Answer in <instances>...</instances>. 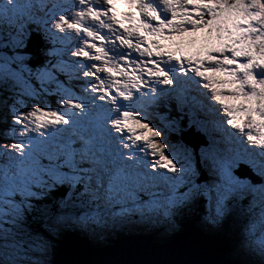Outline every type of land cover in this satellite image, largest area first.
<instances>
[{
  "label": "rangeland",
  "instance_id": "374dc122",
  "mask_svg": "<svg viewBox=\"0 0 264 264\" xmlns=\"http://www.w3.org/2000/svg\"><path fill=\"white\" fill-rule=\"evenodd\" d=\"M117 1L0 0V31L3 34L0 35V115L4 110H9L7 101L11 102L13 98L20 101L18 103L12 100L14 108H10L11 111L7 114H11L10 128L0 132L6 143L10 140L16 141V138L19 140V146L9 143L10 147H6L0 144V156H10V160L7 159L9 162H2L0 159V264H43L50 257L52 240L36 231H29L25 213L30 215L34 226L38 225L39 228H42L40 219L48 218L50 221L47 225L50 229L47 227V230L53 236H57L55 233L58 232L77 231L85 234L92 243L101 239L104 241V238H107V242L114 238L120 239L128 234L124 232L152 233L156 238H162L160 234H172L176 229L183 227L185 221H192L194 228L208 237L207 239L209 233L218 234L216 236L219 237L215 240L225 237L228 242L227 251L231 249L236 258L240 256L241 261L240 251L250 246L255 254V257L248 256L251 263L264 264V251L258 252L254 248L260 247L264 250V221L261 220L264 217V209L250 202L252 199L264 202V167L257 165L261 171L258 173L256 170V173L246 162L235 156V152H230L232 157L229 161L220 158L215 147L223 148L221 144L211 145L205 130L188 119L177 118L176 121L184 126L182 130L190 127L197 132L193 131L194 133L188 136L193 144L196 143L197 134L199 136L198 145L193 148L195 153L192 154V150L182 144L168 142V137L177 131L174 128L176 123L160 118L161 115L156 113L158 110H154L156 106L153 102L144 104L141 111H136L129 118L128 125L132 127L130 129L136 137L144 139L145 146L153 150H146V160L141 166L137 165L139 179L141 180L142 175L149 174V181L152 180L154 184L159 182L161 185L156 184L155 187L148 182V185L153 186L140 188L137 195L140 201L135 202V196L132 204L129 203L126 208L127 215L117 212L116 204L104 201L99 195L95 198L103 206L101 208L97 206L99 203L90 198L87 197L86 200L88 186L102 188L93 176L97 171L105 169L103 163H109L111 168L110 171L103 172V175H114L120 179L134 167L136 161H142L137 153L136 156L128 153L130 147L126 145L125 151L118 153L122 146L119 141L106 138L107 134L112 137L113 132L109 125L107 126L109 117L105 111L110 108L105 101L107 98L103 95L109 94L113 83L114 90L119 92V81L127 82V77L130 83L135 84L133 76L123 73L141 69L135 59L131 60L129 66L123 65L125 58L116 60L117 42L127 45L130 43L139 48L144 45L143 49L148 47L155 52L153 56L159 55L160 58L169 55L172 57L169 61L177 63V66L178 60L181 62L183 59L188 63L189 60L192 62L196 59L195 62L201 69L195 64H191V67L200 69L198 72H206L204 75L214 92V98L223 108L211 104V95L202 86L195 85L198 94L195 95L191 90L188 98L183 100L180 96L181 90L189 88V83L190 86L193 85L187 82L188 75L191 74L193 78L198 76L183 72L180 83L176 80L170 82V71L166 68L161 70L165 75V86L156 100L157 107L162 106L166 111H170L171 106L164 100L174 96L177 106L184 108L188 113H191L194 105L199 108L201 104V108H207L205 103L210 104L212 108L209 109L215 112L212 117L220 120L217 125L222 124L217 129L223 131L224 137L236 141L232 132L224 129L226 125H231L235 133L239 132V135L246 137L244 141L252 146V154H255V147L264 144V0H172V5L171 0H133L132 4L139 5L147 22L158 19L161 10H166L164 20L168 23H160L155 34L151 33L150 36L146 29L149 24L145 27L144 20L135 23L138 14L134 15V9H130L128 14L122 13L126 9L125 4L130 0H125L124 3L120 1V5H117ZM128 7L129 5L127 9ZM53 9H57L58 14L52 13ZM168 15L173 24L169 22ZM125 16L128 18H124ZM9 21L11 24L8 29L6 25ZM35 21L39 24H36L37 27L45 31L44 37L48 41V45L39 48L49 69L47 71L41 70L44 68L37 65L28 64L30 55H3V45L7 46L9 54H12L13 49L10 46L19 45L18 40L26 35L22 34L21 26L26 23L34 26ZM165 30L171 31L168 32L171 33L168 37L165 33L162 34ZM139 32L141 36L138 35ZM133 37H138V41L128 39ZM154 49H157V52ZM4 51L7 53V50ZM146 58L143 61L144 68L147 65ZM114 65L117 72L123 67V73L120 75L122 78L119 80L112 76ZM104 73H108L110 77L106 79ZM99 74L105 77L106 81H103ZM76 80L81 88L72 86ZM109 80L113 82H108ZM167 82H170L168 89ZM43 92L47 94L45 99ZM85 94L93 97L87 98L83 103ZM50 95L53 96L52 99L49 98ZM18 96H24L26 100L28 97L35 101L43 100L40 104L24 107V100ZM197 97L199 99H196ZM52 100L53 109L47 107L48 102ZM192 100H196V104ZM124 103L120 102L112 109L111 117L118 119L121 111H128ZM51 110L55 115L49 112ZM77 110L80 115L91 111L94 116H100L101 113L105 115L98 126L100 144L96 143L88 126L76 117ZM141 115L143 116L139 118ZM93 119L96 120V117ZM155 120L159 123L156 124ZM19 126L21 129H18ZM15 132L18 133L17 136ZM216 139L214 137V140ZM176 140L180 142L179 133ZM247 151L244 149L246 154ZM75 156L82 157L85 161L94 158L92 168L89 163L88 168L84 163L81 169L74 166ZM128 158L135 162H127ZM155 158L158 161H155ZM195 159L206 161V166H202L205 173L197 169ZM249 159L251 164L256 165V160L253 161L251 156ZM233 160H240L242 164L237 161L230 163ZM52 162L57 165L50 166ZM217 163L220 167L213 169L211 165ZM218 170L222 175H218ZM162 174L168 179V184ZM239 174L243 176L238 177ZM97 178L101 179V176L98 175ZM145 183L139 182V187H143ZM56 185L60 186L61 192L71 194V200L78 203L73 202L77 209L66 208L64 204H60L63 198L54 196H50L51 203L44 202L49 197V190ZM120 185L125 186L121 183ZM157 188L161 189L163 194H155ZM242 191H247L244 200ZM115 193L117 198L118 188H115ZM79 196H83L87 203L82 198L77 199ZM199 196L204 198L202 204L197 201ZM121 200L125 202L122 196ZM91 205L93 209L90 208ZM131 205L135 206L133 210ZM146 205V208L151 209L141 208ZM83 207L92 209V212H84ZM133 212H138L134 218L131 217ZM119 213L133 221H115L108 227L102 221L103 218L109 219L120 215ZM121 220L123 222V219ZM253 221H256V226L252 225ZM98 225L102 228H96ZM119 230H123L124 234H120Z\"/></svg>",
  "mask_w": 264,
  "mask_h": 264
},
{
  "label": "bare ground",
  "instance_id": "6f19581e",
  "mask_svg": "<svg viewBox=\"0 0 264 264\" xmlns=\"http://www.w3.org/2000/svg\"><path fill=\"white\" fill-rule=\"evenodd\" d=\"M120 1L122 2V3H124L125 2V0H118L117 1V5H120L121 3H120ZM132 2L134 3V1L132 0ZM173 1L171 0V2H170V4L172 3ZM172 5V4H171ZM168 11V10H167ZM164 14H166V10H161V12H160V17H162L163 18V15ZM150 22V21H149ZM145 27H147V23H145ZM128 39H130V41H133L131 38H128ZM109 41H111V40H109ZM129 41V40H128ZM137 43V42H136ZM116 45H117V49H116V55H115V57H117V59L116 60H119V59H123V58H125V57H127L128 55H131L132 57H134L137 61H138V64H139V66H141L142 64H143V59H144V56H145V54H147L148 52H149V50L148 49H143V51L141 50V49H139V50H137L136 52H135V50L133 49L132 50V48H131V45L132 46H134L133 44H131L130 45V48L129 47H124L122 44H120V42H117L116 43ZM127 45V44H126ZM144 46V45H143ZM151 48V47H150ZM107 49V48H106ZM108 50V52H109V56L110 57H112L111 56V52L109 51V49H107ZM131 50V51H130ZM151 50V49H150ZM154 50H156V52H157V49H154ZM155 53V52H154ZM153 53V54H154ZM158 57H159V55H158ZM114 58V57H113ZM132 60V59H131ZM171 61V60H170ZM167 63H168V69H170L171 71H170V77H171V79L169 80L170 82H171V80H176V81H179V83H180V80L182 79L181 77H182V74H183V72H191L192 74H194V75H196V76H198V82L196 81V80H191L192 82H193V85L191 86V87H189L188 89H191L192 90V92L195 94V95H197L198 93V90L195 88V85L196 86H199V87H201L202 85V87L205 89V87L208 89V91H209V94L211 95V102L213 101V102H215V103H217L218 105H219V107L222 109L223 107L221 106V104L220 103H218V102H216V100H215V98H214V92H213V90L210 88V85L208 84V82H207V80H206V77H205V75H204V73H206V72H202V70H201V72H198V70H200V69H196V68H194L193 66L191 67V65H187V66H184L181 62H179V60H178V66H177V63H172V62H168V61H166ZM188 64H192V62H191V60H189L188 61ZM177 66V67H176ZM188 67H190V68H192V70L193 71H191ZM123 68V67H122ZM122 68L120 67L119 69H118V72H117V70H116V65H114L113 66V68L112 69H115L114 71H113V74H112V76L115 78V79H118L119 80V78H122V76H120L121 75V73H123L122 72ZM111 69V70H112ZM111 70H110V72H111ZM142 69H139V70H134V71H132V72H129V73H123L124 75H130L131 77L133 76L134 78H135V82L137 83L138 81H140L139 80V76H140V74L142 73V71H141ZM125 71V70H124ZM109 72V73H110ZM100 75V74H99ZM106 75V79L108 78V77H110V75L108 74V73H104V76ZM101 76V78L103 79V81H106L105 80V77H103L102 75H100ZM145 76H146V78H145V80H143V81H141V82H144L146 85H147V87H143L141 90H135L133 87H132V83H130L129 82V80H128V78L129 77H127V82L126 81H119V85H118V87H117V89H120L119 90V92H122V93H127V97L125 98V99H122L119 95H118V92L116 91V90H114V83H113V89H109V93L114 97V99H115V101H116V105H118L120 102H125L124 104L125 105H135V104H137V103H139L140 104V106H141V103L142 102H150V100H152V102H153V104L156 106V107H154V110H162V108L161 107H157L158 106V104H157V102L154 100L155 98H151L152 96H154L157 92H159V91H161V88H163L164 89V86H163V83H164V79H160V80H158V76H152V75H150V74H147V73H145ZM108 82H113V81H111V80H109ZM170 82H167L166 84H167V86H166V89H168V83H170ZM188 82V81H187ZM76 83H77V86H79L80 88H81V85H80V83L78 82V80H76ZM189 83V82H188ZM125 84H127L126 86L128 87V88H126L125 89ZM105 85V84H104ZM106 87H109L108 85H105ZM187 88V87H186ZM148 90V91H147ZM204 92V91H203ZM196 99H199V97H197ZM171 106H172V108L174 107V103H175V100L174 99H171ZM203 103V102H202ZM211 104H213V103H211ZM205 107H207V108H201V104L199 105V108L200 109H205V111L208 113V108H212V106H210V104H206L205 103ZM127 108V107H126ZM118 109H120V108H118ZM176 109V111H178V110H181V111H184L185 109L184 108H181L179 105L175 108ZM196 109V108H195ZM109 113L111 112L110 110L108 111ZM114 113V112H113ZM124 113H125V116H123L124 115ZM140 113H142V112H140ZM207 113H204V112H201V111H199V110H193L192 111V115H193V118H194V121H195V123L197 124V125H199V127H201V129H203V130H205V134H206V136H207V138H209L210 140H211V142L215 145V144H217L218 145V143L219 144H221V147H223V149H224V153H226V151H227V154L229 153L228 151H232V145H233V143H235L236 141L233 139V138H228V139H230L231 140V142L230 143H228V144H230V148H229V146H228V144L226 143V141H225V138H227V137H224L223 135H224V133H223V131L222 130H218L217 128L215 129V132L218 134V137H216V134L214 133V128H213V126L210 124V119H211V115L213 114V113H215L214 111H211L210 110V114L211 115H209V114H207ZM108 114V113H107ZM111 114H112V112H111ZM132 114H133V112H132V110H128V111H121V113L119 114V118L118 119H116L115 117H113V119L115 120H117V123H118V127H119V132L121 133V134H123V136H124V139L123 140H121L120 139V141H119V144H122V141L124 142V145H126V146H128V147H130L127 151H128V153H131V154H135V156H136V153L141 157V159H142V161H141V159H140V161L141 162H137L136 161V163H138V165L139 166H141V164L143 163V161L144 160H146V155L144 154V152L146 151V150H150V151H153L152 150V148L151 147H148V146H145V144H146V141L144 140V139H142V140H140V138H138V137H136V135L131 131V129H132V127H131V129H130V127H128V126H126V124H128V122H129V118H131V116H132ZM90 115H92V111L90 112ZM143 115H141L139 118H141ZM125 119V123L123 122V120ZM146 120V119H145ZM157 121V120H156ZM139 123V122H138ZM113 124H115V122H113ZM142 124H143V122H142ZM135 125V124H134ZM134 125H132V126H134ZM219 125H222V124H219ZM219 125H217V126H219ZM229 127H231V128H233L231 125H228ZM141 127V126H140ZM225 129V128H224ZM97 130L99 131V133H98V138H100V127H98L97 126ZM113 132H115V133H117L118 134V130H116L115 128H112L111 129ZM143 130H145V129H143ZM247 130V129H246ZM243 131H245V129H243ZM191 133H194L193 132V130L189 133V134H191ZM213 133V134H212ZM143 134V133H142ZM211 134H212V136H211ZM140 135V134H139ZM214 137H216L217 139L216 140H214ZM108 140L110 139V136L107 134V137H106ZM244 138H246V137H242V136H240V135H238V140L240 141V139H242V140H244ZM257 139V138H256ZM192 140V139H191ZM148 142V141H147ZM169 142V141H168ZM241 142V141H240ZM113 143V142H112ZM115 143V142H114ZM127 143V144H126ZM152 144V143H151ZM153 145V144H152ZM216 146V145H215ZM156 147V146H155ZM243 151H244V149H242ZM85 153V152H84ZM88 154H86V156H87ZM252 155H254V154H252ZM0 159L2 160V162H8V160H10V156L8 155V154H6L5 156H0ZM8 159V160H7ZM130 160H131V158H130ZM129 160V158H128V162H130V163H133V162H135V161H130ZM74 161H77V156H75L74 157ZM97 161V160H96ZM155 161H158V159L157 158H155ZM92 162H94V158H91V160H88V163L89 164H91L90 165V167L92 168V165H93V163ZM98 163H101V162H99L98 161ZM103 163V162H102ZM106 163V162H105ZM76 165H78V163H76L75 164V166ZM254 165V164H253ZM104 166V165H103ZM254 166H256V165H254ZM263 167H264V165H263ZM104 169V168H103ZM257 171L259 172V169H257ZM100 173H101V171H99ZM163 175V174H162ZM239 176H243V175H239ZM114 177V176H113ZM144 176L142 175V177H141V180L139 179V177H138V173H135V172H133V171H131V173H130V177H129V179L127 180V181H125V179L122 181V182H119V183H121V184H123V185H125V186H130V188H133V187H136V186H134V184H138L139 185V182H146L144 185H143V187H140L141 189L142 188H145L146 186H155L156 184H154V182L151 180V181H146V180H144V179H142ZM157 178V177H156ZM108 179H110V178H108ZM155 180V179H154ZM108 181H106V180H104V182L103 183H99V184H102V186H105L106 188H109L108 189V192H110V193H113V194H116L115 193V188H118V187H115V185L114 184H112V182H113V179H112V177H111V184L108 182ZM137 182V183H136ZM148 182H150V183H152L153 185H148ZM88 182L86 181L85 182V184H87ZM127 183V184H126ZM134 183V184H133ZM131 186H133V187H131ZM134 189V191H135V193H134V195L136 196V194H138V192H137V190L135 189V188H133ZM112 190V191H111ZM55 192L57 193V194H59V195H62V192H60V191H58V187L56 188V190H55ZM255 192V191H254ZM71 194L69 193V192H67L65 195H64V197H63V199L60 201L61 203L60 204H64L65 206H66V208H76V206L73 204V202L74 201H72L71 200ZM91 197H93V202H94V198L95 197H98V192H96V189L95 188H91V189H88V198H90L91 199ZM248 197H250V196H248ZM86 200H87V197H86ZM250 202L251 203H254L258 208H260V209H264V202L263 201H258V200H254V199H252V200H250ZM147 207V205L146 206H141V208H144V209H147V210H150V209H148V208H146ZM118 209V208H117ZM256 209V208H255ZM250 210H251V207H250ZM243 212H244V210H243ZM256 213H257V210L255 211ZM138 214V212H134L133 213V215L131 216V217H133L134 215H137ZM242 214V213H241ZM134 218V217H133ZM121 219H123V222H121L122 220ZM247 219V218H246ZM102 221H104V223L107 225V227L109 226V225H111V223H115V221H117V222H120V223H124L125 221H133L132 219L130 220H128V218H126V217H124V216H122V215H117V216H115V217H110L109 219H107V217L106 218H103L102 219ZM252 221V220H251ZM255 221H253V223H254ZM131 224H132V222H130ZM191 224L193 227H194V225L192 224V221H185V223H184V226L183 227H185V225L186 224ZM252 225H254V226H256V224H252ZM124 227H126V226H124ZM196 229V228H195ZM254 229H256V227L254 228ZM177 230V229H176ZM176 230L174 231V233H176ZM201 230V229H200ZM148 231V230H147ZM120 234H124V233H128V234H126L125 236H133V235H146V234H152V233H146V234H141V233H135V232H124L123 233V230H119L118 231ZM104 235H107L106 233H104ZM119 235V234H118ZM161 235V234H160ZM80 237L82 236V237H84V239H87V236L84 234H80L79 235ZM209 236V239L208 240H210V241H212V240H215V238H211L212 236L211 235H208ZM174 236H172V237H170V238H167V239H163V238H156V236H154V234H152V236H151V242H153V243H155V242H158V243H160V242H165V241H167V240H170V239H172ZM156 238V239H155ZM206 238H208V237H206ZM106 239L107 238H104V241H102V239L99 241V242H97V243H92L89 239H87V240H89V242H88V244L89 245H91V246H96L97 248H101L102 247V244L104 243V245L105 244H113L114 245V242L113 241H111V242H107L106 241ZM121 239V238H120ZM219 239H221V240H223L224 242H226V246H225V251L223 250L222 251V254H224V257H226L227 259H230V260H232V259H236V260H238V263L239 264H243V262L240 260V256H239V258H236V256L234 255H230L229 253H228V251H227V247H228V242L225 240V237H222V238H219ZM111 240H113V239H111ZM248 249H243L244 250V252H243V250H241L240 252H241V255L243 256H241V259L243 260V261H246V260H249V257L248 256H251V257H255V254H254V249L253 248H250V246H246ZM255 249H256V251H258L259 252V250H261V251H264L263 250V248H260V247H254ZM243 258H245V259H243ZM252 264V263H251ZM253 264H255V263H253Z\"/></svg>",
  "mask_w": 264,
  "mask_h": 264
},
{
  "label": "water",
  "instance_id": "95a60500",
  "mask_svg": "<svg viewBox=\"0 0 264 264\" xmlns=\"http://www.w3.org/2000/svg\"><path fill=\"white\" fill-rule=\"evenodd\" d=\"M189 132H182L180 140L195 148ZM79 233L64 232L59 236L48 234L57 243L50 264H239L222 254L226 242L208 240L191 224L176 232L165 242H151L152 234L123 236L113 244L101 248L88 244Z\"/></svg>",
  "mask_w": 264,
  "mask_h": 264
},
{
  "label": "trees",
  "instance_id": "16d2710c",
  "mask_svg": "<svg viewBox=\"0 0 264 264\" xmlns=\"http://www.w3.org/2000/svg\"><path fill=\"white\" fill-rule=\"evenodd\" d=\"M52 11H54V10H52ZM33 24H34V26H32L31 24H24V25H22L21 26V32H22V34H26L25 35V37L24 38H21L20 40H18L19 41V45H15V44H13V45H11L10 47H12V49H13V53L12 54H9L10 52H9V49H8V47L7 46H4L3 45V55L5 56V57H8V56H10V57H14V56H28V55H30V57H31V59H29L28 60V64H30V65H32V64H34V65H37L38 67H42L43 66V64L46 62L45 61V59L43 58V56H42V52L41 51H39V48H41L42 46H44V45H48V41L46 40V38L44 37V34H46L45 33V31L41 28V27H37V25L39 26V24H37V21H35V22H33ZM37 24V25H36ZM2 27H0V29H1ZM41 29L44 31V33L41 31ZM3 30V29H2ZM1 32V31H0ZM0 35H2L3 36V34H2V32L0 33ZM5 48H7V49H5ZM36 48H38V50H36ZM4 50H7V53H5V51ZM2 56V55H1ZM2 57H0V59H1ZM20 69V68H19ZM20 99H22V100H24V102H23V106L25 107V106H27V107H30V106H33V105H35V104H40V102L42 101V100H40L39 101V103H36L37 101H35L32 97H28V100H26V99H24V96L23 97H21V96H18ZM12 100H15V98H13V99H11V102H12ZM34 100V101H33ZM10 101H7V103L9 104V107H8V109L10 110V108L11 109H13L14 108V106H13V104L11 103ZM15 102H20L19 100H15ZM17 103V104H18ZM6 104V103H5ZM7 105V104H6ZM7 110V109H6ZM6 110H2L1 112V115H0V132H5V131H7L9 128H10V123H11V114L8 116L7 114L9 113V110L6 112ZM11 111V110H10ZM19 112V110L17 109V112L16 113H18ZM2 117H4L3 119H2ZM167 134V133H166ZM177 134L175 133H172L171 134V136L173 137H171V136H169L168 137V140H169V142H171L172 144L175 142V144L176 145H180L181 143L179 142V140H176V138H177V136H176ZM4 139H5V137H2V134L0 133V144H4V143H6L5 141H4ZM53 192V191H52ZM51 192V194H49L47 197V199L44 201V202H48V203H51L49 200H50V196H54L55 197V195H59V194H55L54 195V193H52ZM203 199V198H202ZM43 202V203H44ZM41 220V223H42V225H41V227L42 228H39L38 227V225L35 227L34 226V222H32L31 224H30V229H31V232H33V233H35V231H36V233H38V234H40L41 236H48V234H50L49 233V231L47 230L48 228L50 229V227H49V225H47V222L48 221H50L48 218H41L40 219ZM183 225V224H182ZM181 225V226H182ZM48 227V228H47ZM44 228V229H43ZM181 228V227H180ZM179 228V229H180ZM178 229V230H179ZM38 231V232H37ZM177 231V230H176ZM62 234V233H61ZM61 234H59V235H61ZM58 235V236H59ZM173 234H168V235H165L164 237H162L163 239H167V238H170L171 236H172ZM216 235H218V234H216ZM49 238V237H48ZM51 239V238H50ZM52 240V239H51ZM56 246H57V243L54 241V240H52L51 241V243H50V252H51V254H50V257L47 259V261H45L43 264H50V262H51V259H52V256L54 255V253H55V251H56ZM228 253L230 254V255H234L233 253H232V251H231V249H228ZM242 262H243V264H251V261H250V259H249V261H243L242 260ZM36 264V263H35Z\"/></svg>",
  "mask_w": 264,
  "mask_h": 264
}]
</instances>
